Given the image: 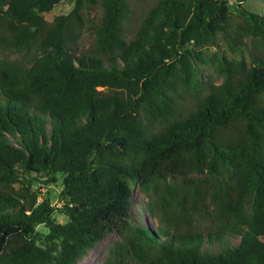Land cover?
Returning a JSON list of instances; mask_svg holds the SVG:
<instances>
[{"label": "trees", "instance_id": "obj_1", "mask_svg": "<svg viewBox=\"0 0 264 264\" xmlns=\"http://www.w3.org/2000/svg\"><path fill=\"white\" fill-rule=\"evenodd\" d=\"M61 1L0 0V264H264V8Z\"/></svg>", "mask_w": 264, "mask_h": 264}, {"label": "rangeland", "instance_id": "obj_2", "mask_svg": "<svg viewBox=\"0 0 264 264\" xmlns=\"http://www.w3.org/2000/svg\"><path fill=\"white\" fill-rule=\"evenodd\" d=\"M228 1H232V0H228ZM152 2L153 0H135L133 6L134 17L135 18L138 17L141 8L144 9L147 8ZM243 5L250 11L260 12L264 8V0H244ZM70 6H71V2L69 0H62L61 3L55 6L54 8H52L50 12L45 13L44 17L47 20H50L54 15L66 13L69 10ZM99 14H100V7L98 4H96L93 6V9L89 15L90 20L92 22H96L97 18L99 17ZM218 42L219 45L221 46V50L225 54L229 56L233 55V53L227 48L225 41L218 39ZM90 46H91V35L86 30H82L76 42L77 53L86 52L90 48ZM241 48L242 47H240V51L235 53L236 56H238L241 53ZM212 49L213 48H207L205 50V53L210 54L212 52ZM244 55H246L245 52ZM3 56L10 59H19L21 53L9 51L4 53ZM202 74L204 77H206L207 75L210 76L212 81H214L215 83H218L220 81V79L214 76V74L209 68H204L202 70ZM37 185L39 187V190L42 192V196H49V198L52 197V200H50L51 204H53L55 207H58L59 203L57 202V194L60 190L58 183L45 184L40 181L38 182ZM132 190H133V194L131 198V205L133 212L132 214L135 217L137 216L138 218H140V221L152 227L153 225H155L156 220L146 215L145 212L144 214L142 211L143 205L145 204L146 201V197L139 192L138 187L136 185L132 186ZM53 218L55 221L60 223L64 222L66 219L65 216L57 210L55 211ZM36 228L42 231L46 230L42 225H37ZM199 229L203 230L206 228L203 226V227H199ZM116 238L117 236L115 233L113 232L108 233L103 238H101L94 247L89 249L80 258H78L75 261V264H103V261L107 255L108 247L112 243V241L115 240ZM228 240L231 244H236L238 241V237L236 236L228 237Z\"/></svg>", "mask_w": 264, "mask_h": 264}, {"label": "water", "instance_id": "obj_3", "mask_svg": "<svg viewBox=\"0 0 264 264\" xmlns=\"http://www.w3.org/2000/svg\"><path fill=\"white\" fill-rule=\"evenodd\" d=\"M51 198V200H52V197H50Z\"/></svg>", "mask_w": 264, "mask_h": 264}]
</instances>
